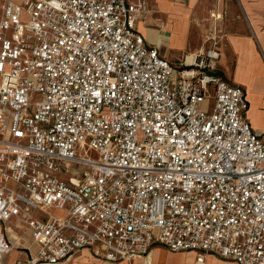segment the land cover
Returning a JSON list of instances; mask_svg holds the SVG:
<instances>
[{
  "label": "built area",
  "instance_id": "2783aa9c",
  "mask_svg": "<svg viewBox=\"0 0 264 264\" xmlns=\"http://www.w3.org/2000/svg\"><path fill=\"white\" fill-rule=\"evenodd\" d=\"M148 2L0 0V264L24 227L36 251L15 264H150L156 244L264 264L246 91L215 72L217 41L178 65L148 44Z\"/></svg>",
  "mask_w": 264,
  "mask_h": 264
},
{
  "label": "crops",
  "instance_id": "0c3cea01",
  "mask_svg": "<svg viewBox=\"0 0 264 264\" xmlns=\"http://www.w3.org/2000/svg\"><path fill=\"white\" fill-rule=\"evenodd\" d=\"M245 9L250 19V31L246 33L230 31L226 35V46L225 48H223V50L220 51L221 57H223L224 53H229L233 59V65H230L229 63H227L224 55L222 61L226 60V64H224V67H222L221 69L223 77L235 84L241 85L245 89L248 98L246 86L241 84L240 82H236L233 76L235 75V73L245 75L247 79L246 81H248V86L250 87L252 86L249 83L250 78L262 77L264 79V16L261 12V3L249 2L247 3ZM189 18L190 10L181 2V0H149L148 11L145 14V17L137 22V29L140 32L142 31L144 33L143 34L141 32L145 36L148 44L156 46L159 49H167V52H164V54L161 53L163 56L167 58L174 57L176 51L180 53L186 50V48L188 47V42L191 38ZM139 22L141 23L142 27L140 26L138 28ZM178 22H182L184 24L183 33L185 35V42L174 48L175 38L173 37V35H176L174 34L175 32H173V25L177 24ZM196 41L197 43L195 44L199 45L200 39L198 40V38H196L195 42ZM248 119L251 125L253 121L257 123V117L255 114L252 115L251 119ZM256 127H258V124ZM259 127L260 129H263L264 126L260 125ZM253 128L259 133V131L255 127ZM28 233L32 240L33 250L21 243V236L19 234L16 249L14 250V252L18 250L19 247H22L25 252L26 249H29L31 251V254L35 253L36 245L29 231ZM180 252L186 254L194 253L193 256L189 258V260L185 264H192L195 261L197 252L194 250L172 251L164 245L156 244L153 246L149 255L150 264H165L166 257L168 255H173ZM208 256V259L212 258L210 254ZM20 258L22 257L14 254L9 259V262L13 261V263H11L15 264L18 261H24ZM144 261V257H137L130 260L121 259L117 261H109L95 255L91 248L86 247L81 251L73 254L70 258L63 260L58 264H144Z\"/></svg>",
  "mask_w": 264,
  "mask_h": 264
},
{
  "label": "rangeland",
  "instance_id": "374dc122",
  "mask_svg": "<svg viewBox=\"0 0 264 264\" xmlns=\"http://www.w3.org/2000/svg\"><path fill=\"white\" fill-rule=\"evenodd\" d=\"M181 2L187 6L190 10V40L188 42V47L182 52H175L174 57H168L169 60L178 65L185 59V56L191 52H195L198 48L205 45L206 48L213 46L214 42L217 41L216 48L219 50L220 54L223 48L226 46V35L230 31L246 33L250 31L251 24L248 14L246 12V5L249 2H258L262 4V15L264 16V0H181ZM213 14H220L221 17H217ZM146 24V22H145ZM141 23H138V28ZM142 27V26H141ZM184 24L178 22L173 25V32L176 36L175 47L181 45L185 42ZM142 32V31H141ZM143 33V32H142ZM144 34V33H143ZM200 39V44H195V39ZM172 49V48H171ZM162 54L167 52V49H159ZM173 52V51H171ZM223 52V51H222ZM227 63L233 65V59L229 53L223 54ZM223 57H219L216 65L215 72L223 77L221 73L222 67H224L225 61H222ZM264 75V74H263ZM262 76V75H261ZM236 82L246 86L248 93V100L250 101V108L246 111V116L252 118L255 114L257 117V123L252 122L253 127H255L261 136L264 137V127L260 129V125L264 126V79L262 77H252L249 83L252 85L248 86V81H246V76L241 74H236L233 76ZM258 124V127H256ZM35 214H41V211H33ZM20 240L24 246L31 248L33 250L32 240L29 233L25 227L20 232ZM22 251V252H21ZM31 251L26 249V252L22 247H19L10 258L16 254L20 256L24 261L31 256ZM194 253H175L173 255H168L166 257L165 264H185L189 258L193 256ZM211 259H206V264H238L236 261L231 259H223L213 254ZM9 258V259H10ZM13 263V261H11ZM10 262V263H11ZM11 263V264H12Z\"/></svg>",
  "mask_w": 264,
  "mask_h": 264
},
{
  "label": "bare ground",
  "instance_id": "6f19581e",
  "mask_svg": "<svg viewBox=\"0 0 264 264\" xmlns=\"http://www.w3.org/2000/svg\"><path fill=\"white\" fill-rule=\"evenodd\" d=\"M213 15H215V16H217V17H221V15L220 14H213ZM192 53V54H191ZM190 54H188V57H187V59H188V62H190V61H192L193 60V58H194V56H195V53H193V52H191Z\"/></svg>",
  "mask_w": 264,
  "mask_h": 264
},
{
  "label": "snow or ice",
  "instance_id": "6c2138e0",
  "mask_svg": "<svg viewBox=\"0 0 264 264\" xmlns=\"http://www.w3.org/2000/svg\"><path fill=\"white\" fill-rule=\"evenodd\" d=\"M98 95V94H97Z\"/></svg>",
  "mask_w": 264,
  "mask_h": 264
}]
</instances>
